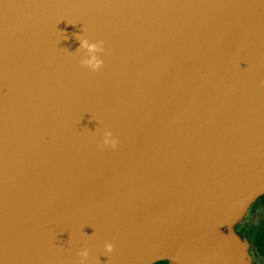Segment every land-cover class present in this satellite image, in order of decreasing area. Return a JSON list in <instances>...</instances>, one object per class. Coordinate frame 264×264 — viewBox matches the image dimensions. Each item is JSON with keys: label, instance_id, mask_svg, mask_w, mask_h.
<instances>
[{"label": "water", "instance_id": "1", "mask_svg": "<svg viewBox=\"0 0 264 264\" xmlns=\"http://www.w3.org/2000/svg\"><path fill=\"white\" fill-rule=\"evenodd\" d=\"M206 1L0 0V264H257L264 0Z\"/></svg>", "mask_w": 264, "mask_h": 264}, {"label": "clouds", "instance_id": "2", "mask_svg": "<svg viewBox=\"0 0 264 264\" xmlns=\"http://www.w3.org/2000/svg\"><path fill=\"white\" fill-rule=\"evenodd\" d=\"M80 47L87 49V55L85 56V58H83L80 61V63L83 66L88 67L92 71L99 70L104 62L97 55V53H101L104 51L103 41L101 40V41L89 42L87 38H83L80 40ZM261 83L264 84V81H262ZM102 144L103 146H110L113 149H115V147L118 144V140L115 137H113L111 131H106L102 138ZM104 247L107 252H111L113 249V245L111 243H106ZM78 255L81 257L82 260L86 259L89 255L88 249L87 248L81 249L78 252Z\"/></svg>", "mask_w": 264, "mask_h": 264}, {"label": "flooded vegetation", "instance_id": "3", "mask_svg": "<svg viewBox=\"0 0 264 264\" xmlns=\"http://www.w3.org/2000/svg\"><path fill=\"white\" fill-rule=\"evenodd\" d=\"M250 211L243 226H245L248 231L247 234L253 240L257 252L262 255L264 260V194L251 207Z\"/></svg>", "mask_w": 264, "mask_h": 264}, {"label": "rangeland", "instance_id": "4", "mask_svg": "<svg viewBox=\"0 0 264 264\" xmlns=\"http://www.w3.org/2000/svg\"><path fill=\"white\" fill-rule=\"evenodd\" d=\"M251 212V211H250ZM249 212V213H250ZM245 220H246V218H245ZM245 220H244V222H245ZM244 224V223H243ZM243 224L242 225H240V230H241V232H243L248 238H249V240H251V242H252V245H253V247H252V250H251V252H252V254H254L255 255V261L257 262V264H264V260H263V257H262V255H260L257 251V248H256V246H255V244L253 243V240L250 238V236L247 234L248 233V231L245 229V226H243ZM153 264H164L162 261H159V262H156V263H153Z\"/></svg>", "mask_w": 264, "mask_h": 264}, {"label": "bare ground", "instance_id": "5", "mask_svg": "<svg viewBox=\"0 0 264 264\" xmlns=\"http://www.w3.org/2000/svg\"><path fill=\"white\" fill-rule=\"evenodd\" d=\"M195 4L197 6H199L200 8H203V9H206V10L209 7V3L206 0H195ZM221 232L227 237L229 236V234H231L228 227H223L221 229Z\"/></svg>", "mask_w": 264, "mask_h": 264}]
</instances>
